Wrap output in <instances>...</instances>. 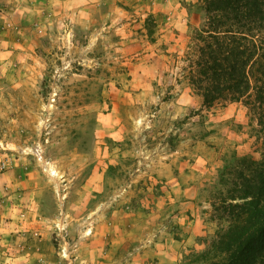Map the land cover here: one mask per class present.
<instances>
[{"label": "rangeland", "instance_id": "obj_1", "mask_svg": "<svg viewBox=\"0 0 264 264\" xmlns=\"http://www.w3.org/2000/svg\"><path fill=\"white\" fill-rule=\"evenodd\" d=\"M52 2L0 23V264H204L220 171L261 151L177 79L203 0Z\"/></svg>", "mask_w": 264, "mask_h": 264}, {"label": "trees", "instance_id": "obj_2", "mask_svg": "<svg viewBox=\"0 0 264 264\" xmlns=\"http://www.w3.org/2000/svg\"><path fill=\"white\" fill-rule=\"evenodd\" d=\"M201 6L203 23L173 55L177 79L204 108L242 102L261 152L259 159L234 152L220 171L207 212L217 227L194 259L264 264V0H203Z\"/></svg>", "mask_w": 264, "mask_h": 264}, {"label": "crops", "instance_id": "obj_3", "mask_svg": "<svg viewBox=\"0 0 264 264\" xmlns=\"http://www.w3.org/2000/svg\"><path fill=\"white\" fill-rule=\"evenodd\" d=\"M53 0H0L1 12H0V23H3L4 27L7 25L17 24L20 27V23H16L17 15L25 20L29 15L27 13L30 10L33 14L40 12L41 5L49 6L53 4ZM48 7V6H47ZM44 11V10H43Z\"/></svg>", "mask_w": 264, "mask_h": 264}, {"label": "built area", "instance_id": "obj_4", "mask_svg": "<svg viewBox=\"0 0 264 264\" xmlns=\"http://www.w3.org/2000/svg\"><path fill=\"white\" fill-rule=\"evenodd\" d=\"M0 168L1 169L6 168V162L5 161L0 162Z\"/></svg>", "mask_w": 264, "mask_h": 264}]
</instances>
